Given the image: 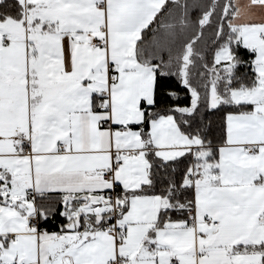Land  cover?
<instances>
[{
  "label": "snow or ice",
  "instance_id": "snow-or-ice-1",
  "mask_svg": "<svg viewBox=\"0 0 264 264\" xmlns=\"http://www.w3.org/2000/svg\"><path fill=\"white\" fill-rule=\"evenodd\" d=\"M0 264H264V0H0Z\"/></svg>",
  "mask_w": 264,
  "mask_h": 264
},
{
  "label": "trees",
  "instance_id": "trees-1",
  "mask_svg": "<svg viewBox=\"0 0 264 264\" xmlns=\"http://www.w3.org/2000/svg\"><path fill=\"white\" fill-rule=\"evenodd\" d=\"M180 102H181V103H183V101H182V100H181Z\"/></svg>",
  "mask_w": 264,
  "mask_h": 264
}]
</instances>
